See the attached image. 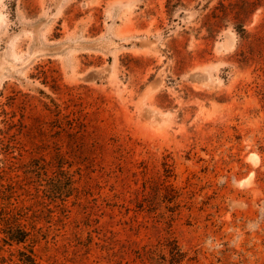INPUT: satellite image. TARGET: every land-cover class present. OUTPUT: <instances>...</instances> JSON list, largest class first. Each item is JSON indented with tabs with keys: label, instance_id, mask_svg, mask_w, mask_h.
<instances>
[{
	"label": "rangeland",
	"instance_id": "1",
	"mask_svg": "<svg viewBox=\"0 0 264 264\" xmlns=\"http://www.w3.org/2000/svg\"><path fill=\"white\" fill-rule=\"evenodd\" d=\"M27 256L264 264V0H0V264Z\"/></svg>",
	"mask_w": 264,
	"mask_h": 264
},
{
	"label": "trees",
	"instance_id": "2",
	"mask_svg": "<svg viewBox=\"0 0 264 264\" xmlns=\"http://www.w3.org/2000/svg\"><path fill=\"white\" fill-rule=\"evenodd\" d=\"M26 235H27V232L26 231H22V232H20L19 235H15L14 239L21 242V241H24ZM27 257H28V261L30 262V264H34L35 263L34 259L31 256H27Z\"/></svg>",
	"mask_w": 264,
	"mask_h": 264
}]
</instances>
